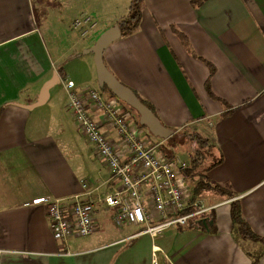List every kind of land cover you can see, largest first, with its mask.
I'll list each match as a JSON object with an SVG mask.
<instances>
[{"label":"crops","instance_id":"1","mask_svg":"<svg viewBox=\"0 0 264 264\" xmlns=\"http://www.w3.org/2000/svg\"><path fill=\"white\" fill-rule=\"evenodd\" d=\"M196 1L145 0L137 31L104 53L110 72L163 126L197 130L214 146L223 162L208 176L236 195L206 203L216 207L209 228L197 221L152 238L139 235L145 225H116L105 198L121 182L81 132L66 88L74 82L82 97L93 89L117 100L98 82L89 53L97 36L81 39L72 23L90 14L102 35L128 16L132 0H0V264H264V247L243 241L231 216L240 201L264 236V0ZM89 113L120 145L102 112ZM140 131L146 143H159ZM76 197L97 232L65 241L34 201L62 200L71 217Z\"/></svg>","mask_w":264,"mask_h":264},{"label":"built area","instance_id":"2","mask_svg":"<svg viewBox=\"0 0 264 264\" xmlns=\"http://www.w3.org/2000/svg\"><path fill=\"white\" fill-rule=\"evenodd\" d=\"M72 27L81 39L87 40L98 36L100 24L92 15L82 14L74 19ZM66 88L81 132L106 162L113 177L121 182V187L105 198L107 207L116 210L117 226L145 225L139 235L157 238L170 228L208 220L216 207L207 206L192 195L183 176L188 164L179 157L170 159L164 155V140L153 145L146 143L141 129L129 124L117 100H106L93 89H88L82 97L75 92L74 82H67ZM92 106L102 112L107 125L117 130L120 145L102 130L103 123L90 115ZM34 204L47 208L58 238L66 241L74 234L88 237L95 233L91 212L78 197L71 211L72 218L63 209L62 200L41 198ZM150 264L160 263L154 258Z\"/></svg>","mask_w":264,"mask_h":264},{"label":"trees","instance_id":"3","mask_svg":"<svg viewBox=\"0 0 264 264\" xmlns=\"http://www.w3.org/2000/svg\"><path fill=\"white\" fill-rule=\"evenodd\" d=\"M144 1L145 0H132L128 16L122 22L119 23L122 37H128L137 31L142 17V6ZM205 1L207 0H198L194 2V6L198 7ZM177 34L183 40V44L185 45V47H187L189 51H191L189 41L181 33L177 32ZM191 53H193V51H191ZM104 90L108 92L110 97L115 98L113 94L107 89V87H104ZM138 97L143 102V104H145L152 112H154L153 108L150 106L149 103L143 100L140 96ZM132 110L135 111L134 109ZM137 115L139 117L138 113ZM136 126L140 129H146L144 126L140 125L139 119L136 120ZM188 137L190 138V141L196 142L200 147L199 150L195 151L192 155H190L188 167L183 171V176L185 178L189 180L192 178L196 179V184L194 186V195L196 197H200L203 196L205 193H208L221 196L225 199L235 198L236 195L233 192L220 186L219 184H214L213 182H211L208 176V173L212 169L222 164L223 157L213 152L214 146H212L207 139H203L197 135H191ZM170 158L173 159L175 158V156L172 155ZM231 216L234 226L239 234V237L243 241L261 244L264 247V236L257 234L250 227L243 214L240 201L236 200L231 203ZM195 226L198 227L201 225L199 223H195Z\"/></svg>","mask_w":264,"mask_h":264},{"label":"water","instance_id":"4","mask_svg":"<svg viewBox=\"0 0 264 264\" xmlns=\"http://www.w3.org/2000/svg\"><path fill=\"white\" fill-rule=\"evenodd\" d=\"M121 37L120 26L115 25L113 28L104 32L89 50V53L94 54L99 85L103 89L107 87L117 100L134 109L139 114L140 125L144 126L151 135L162 140H169L175 136L176 132L163 126L155 113L143 104L133 90L122 84L105 65L104 53L106 49L121 39ZM48 88L49 86L44 90L46 96L48 94ZM202 223L206 228H209L211 224L206 219L202 220Z\"/></svg>","mask_w":264,"mask_h":264},{"label":"rangeland","instance_id":"5","mask_svg":"<svg viewBox=\"0 0 264 264\" xmlns=\"http://www.w3.org/2000/svg\"><path fill=\"white\" fill-rule=\"evenodd\" d=\"M101 36L98 35L97 39ZM103 92H105V90L102 88L101 89ZM101 92V91H100ZM123 104V103H122ZM128 110L132 111L134 113V115L136 116L135 119H139L137 113L135 111H133L132 109H130L128 106H126L125 104H123ZM146 130V129H145ZM197 130H182L179 131L178 133H175V136L173 137V139H169L164 143V146L162 147V153L164 155H166L167 157H171L172 155H174L175 157H179L182 161L186 162L188 164V162L190 161V155H192L195 151L199 150L200 147L198 146V144L196 142L190 141V138L188 136L191 135H197L200 136L203 139H206L201 133H197ZM148 132V130L146 131ZM148 135L151 136L152 140H158L159 142L162 141V139H159L157 137H154L153 135H151L148 132ZM214 152V151H213ZM215 153V152H214ZM186 184L188 185L189 190L191 191V193L193 194V187L196 184V179H187L185 180ZM219 197L217 195H213V194H208L205 193L203 196H200V199L206 204V203H212L211 201H209L211 199V197ZM221 199V198H220ZM112 227V224H110ZM116 226V225H115ZM117 227V226H116ZM120 228V227H118ZM97 232V230H96Z\"/></svg>","mask_w":264,"mask_h":264}]
</instances>
